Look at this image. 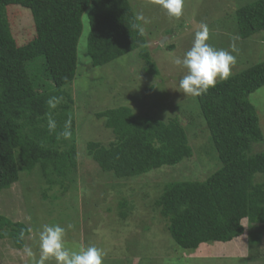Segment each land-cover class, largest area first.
<instances>
[{
  "label": "trees",
  "instance_id": "1",
  "mask_svg": "<svg viewBox=\"0 0 264 264\" xmlns=\"http://www.w3.org/2000/svg\"><path fill=\"white\" fill-rule=\"evenodd\" d=\"M16 5L31 11L36 29L23 44L18 43L8 18V8ZM135 9L131 0H0V193L19 182L22 173L37 168L51 188L59 185L66 190L69 182L76 181L77 123L72 91L66 87L77 77L84 16L88 15L90 24L88 52L94 67L138 51L147 71L155 73L147 32ZM234 16L242 39L263 31L264 0L241 5ZM263 86L264 61L198 96L220 167L204 181H161L153 189L150 203L185 250L195 251L203 243L230 242L250 229L251 244L262 240L256 228L264 229V180L258 179L264 176V133L250 96ZM52 95L63 97L54 110L46 103ZM49 111L57 125L53 133L48 130ZM97 117L105 119L115 138L109 144L90 141L88 153L102 171L116 178L174 166L194 155L178 116L165 121L120 106ZM69 119L71 139H57ZM43 196L48 197L46 192ZM129 202H119L123 218H128ZM30 233L26 223L0 214V240L11 239L23 249Z\"/></svg>",
  "mask_w": 264,
  "mask_h": 264
},
{
  "label": "rangeland",
  "instance_id": "2",
  "mask_svg": "<svg viewBox=\"0 0 264 264\" xmlns=\"http://www.w3.org/2000/svg\"><path fill=\"white\" fill-rule=\"evenodd\" d=\"M254 1L184 0L183 14L177 20L169 18L154 0H131L137 8V17L143 15L148 20L140 21L147 32L155 73L147 71L146 61L138 51L94 67L88 52L90 24L88 15L84 16L77 77L66 87L72 91L77 123L76 181L69 182L66 190L59 185L51 188L37 168L30 174L22 173L19 182L0 193V214L26 223L31 230L23 249L17 248L11 239L0 240V264H36L40 257L39 232L44 225L52 224L66 229L68 249L95 246L103 250V264H264V229H255L262 235L259 243H250V229L230 242L203 243L195 251L185 250L175 242L166 228V220L150 203L153 189L161 181L194 178L204 181L220 167L219 154L198 98L178 90L186 69L175 60L190 49L199 26L207 24L208 43L214 48L231 52L235 42L237 50L232 54L236 62L231 76L264 61V30L247 39L236 33L235 10ZM8 9L13 34L23 44L36 32L32 13L18 5ZM250 100L257 108L264 133V86L252 93ZM120 106L165 121L178 116L187 130L193 157L126 179L102 171L89 155L87 145L90 141L109 144L115 138L105 119H99L97 113ZM258 179L264 180V176ZM122 199L131 202L128 218H123L119 210ZM244 224L249 228L247 219ZM26 247L32 249L34 256L26 254ZM45 264L56 262L52 259Z\"/></svg>",
  "mask_w": 264,
  "mask_h": 264
},
{
  "label": "clouds",
  "instance_id": "3",
  "mask_svg": "<svg viewBox=\"0 0 264 264\" xmlns=\"http://www.w3.org/2000/svg\"><path fill=\"white\" fill-rule=\"evenodd\" d=\"M166 11L169 18L180 19L183 14L184 0H154ZM139 20L145 23L148 20L140 15ZM210 30L207 24H201L195 31L194 39L190 49L182 58H176L175 63L186 69V74L179 80L178 90L186 96L198 97L216 86L217 81H226L231 76L232 66L236 62L235 42L231 45L232 51L216 49L208 41ZM62 96H50L46 103L50 110H54L62 102ZM48 130L53 133L57 129L55 120L52 118L51 111L47 114ZM72 137V122L67 120L63 131L57 133V139L70 140ZM72 226L69 225V228ZM23 238V232H21ZM66 229L59 224L44 225L39 232L40 257L36 264H45L46 261L54 259L56 264H103L105 253L95 247H83L78 250H70L65 246ZM25 252L28 256H34L31 248L26 247Z\"/></svg>",
  "mask_w": 264,
  "mask_h": 264
}]
</instances>
